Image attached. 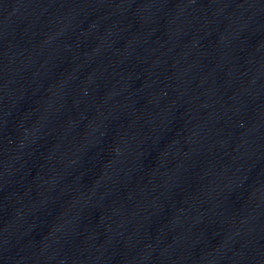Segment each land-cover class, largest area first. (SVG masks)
<instances>
[{
  "label": "water",
  "instance_id": "95a60500",
  "mask_svg": "<svg viewBox=\"0 0 264 264\" xmlns=\"http://www.w3.org/2000/svg\"><path fill=\"white\" fill-rule=\"evenodd\" d=\"M0 104L41 264H264V0H0Z\"/></svg>",
  "mask_w": 264,
  "mask_h": 264
}]
</instances>
